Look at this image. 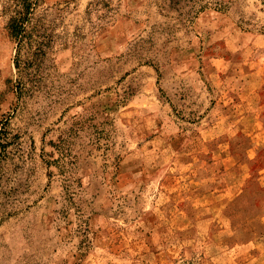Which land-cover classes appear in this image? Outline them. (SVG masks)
Here are the masks:
<instances>
[{
    "label": "rangeland",
    "instance_id": "rangeland-1",
    "mask_svg": "<svg viewBox=\"0 0 264 264\" xmlns=\"http://www.w3.org/2000/svg\"><path fill=\"white\" fill-rule=\"evenodd\" d=\"M17 3L0 264H264L263 1L38 0L20 50Z\"/></svg>",
    "mask_w": 264,
    "mask_h": 264
},
{
    "label": "trees",
    "instance_id": "trees-1",
    "mask_svg": "<svg viewBox=\"0 0 264 264\" xmlns=\"http://www.w3.org/2000/svg\"><path fill=\"white\" fill-rule=\"evenodd\" d=\"M192 1H194L193 9H195V11L205 9L206 5L210 3L218 5V0H210L206 4H203V0ZM262 1L264 3V0ZM37 2L38 0H18L17 6L14 8L13 14L9 18L6 26L7 35L17 44L18 50H20L25 42H32L34 40L32 30L35 26L30 27V24H32V15ZM177 11L179 10L177 9ZM38 38L39 40L35 41V43L38 44V51L44 52V47L48 46L49 42L42 35H38ZM16 67L19 68V62L16 64Z\"/></svg>",
    "mask_w": 264,
    "mask_h": 264
}]
</instances>
